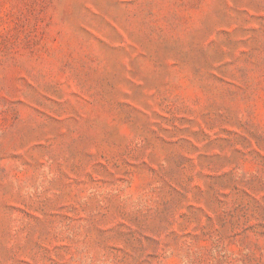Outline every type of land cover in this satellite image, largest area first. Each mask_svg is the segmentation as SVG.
<instances>
[{
  "label": "rangeland",
  "instance_id": "374dc122",
  "mask_svg": "<svg viewBox=\"0 0 264 264\" xmlns=\"http://www.w3.org/2000/svg\"><path fill=\"white\" fill-rule=\"evenodd\" d=\"M0 264H264V0H0Z\"/></svg>",
  "mask_w": 264,
  "mask_h": 264
}]
</instances>
